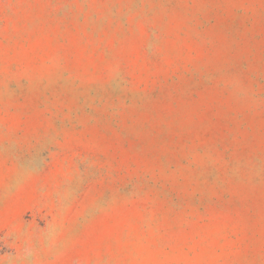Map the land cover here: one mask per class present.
Returning <instances> with one entry per match:
<instances>
[{"label":"rangeland","instance_id":"obj_1","mask_svg":"<svg viewBox=\"0 0 264 264\" xmlns=\"http://www.w3.org/2000/svg\"><path fill=\"white\" fill-rule=\"evenodd\" d=\"M0 264H264V0H0Z\"/></svg>","mask_w":264,"mask_h":264}]
</instances>
